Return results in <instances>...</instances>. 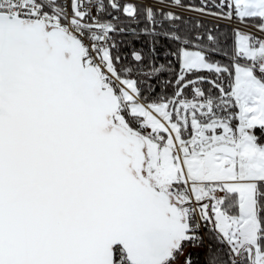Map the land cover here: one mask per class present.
Wrapping results in <instances>:
<instances>
[{"label": "snow or ice", "instance_id": "1", "mask_svg": "<svg viewBox=\"0 0 264 264\" xmlns=\"http://www.w3.org/2000/svg\"><path fill=\"white\" fill-rule=\"evenodd\" d=\"M0 264H264V0H0Z\"/></svg>", "mask_w": 264, "mask_h": 264}]
</instances>
